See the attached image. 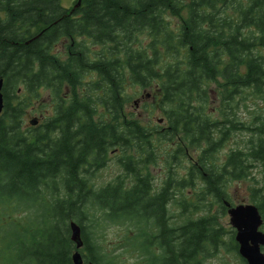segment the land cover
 Wrapping results in <instances>:
<instances>
[{
  "label": "trees",
  "instance_id": "obj_1",
  "mask_svg": "<svg viewBox=\"0 0 264 264\" xmlns=\"http://www.w3.org/2000/svg\"><path fill=\"white\" fill-rule=\"evenodd\" d=\"M98 1L84 7L83 20L53 24L26 46L11 41L41 23L0 24V264H73L70 221L80 227L83 264H112L95 237L110 225L126 236L112 251L123 248L142 264H202L225 245L237 252L234 231L210 206L225 214L231 185L248 180L264 230V175H253L264 172V115L237 114L246 96L264 103V0ZM39 4L22 14L53 16ZM59 37L77 54L51 53ZM91 72L97 80L85 82ZM125 80L156 83L166 127L124 113ZM211 83L220 93L213 109ZM21 84L29 96L17 100ZM40 89L49 90L53 113L23 128L24 106ZM234 134L244 136L240 146L221 159ZM115 149L123 173L97 187L92 176ZM184 160L190 165L179 177ZM158 161L166 178L155 190L148 169Z\"/></svg>",
  "mask_w": 264,
  "mask_h": 264
},
{
  "label": "rangeland",
  "instance_id": "obj_2",
  "mask_svg": "<svg viewBox=\"0 0 264 264\" xmlns=\"http://www.w3.org/2000/svg\"><path fill=\"white\" fill-rule=\"evenodd\" d=\"M165 17L170 21L171 27H177L179 23V19L169 14H165ZM144 38V36H142ZM68 43L66 39H61L59 42L53 45L51 50L52 53L58 55L60 58H67L65 45ZM92 50V54L90 58L94 57L95 52L98 50V46L92 45L90 46ZM96 81L97 76L93 75L91 77H86L84 79L85 82L88 81ZM20 89L17 91L16 98L20 95L24 94L29 96L27 92L23 89L22 85H19ZM156 83L153 82L151 86L142 88L139 85L132 84L129 80H125L123 94L126 97V101L123 104V111L126 115H131L133 118H137L142 125L147 127L149 126H160L166 127V121L164 120V115L159 108L158 102L154 98L156 93ZM210 93H209V101L208 106L210 108L216 107L219 102L220 93L218 92V86L215 83H211L209 85ZM39 95L37 97L28 98L27 104L24 106L21 120L23 128H33L42 122L43 118H48L53 113V103L52 97L48 89H40ZM16 98H13L16 101ZM24 103V102H23ZM239 108L237 109V114L242 120H249L250 112L253 109L261 110L264 115V103L255 98L254 96H246L243 99L239 100ZM163 118V119H162ZM36 120L35 125H31L30 121ZM244 136L240 134H234L232 138H230L221 148L219 154L221 155V159L223 154L227 153L230 149L235 148L236 146H240L241 139ZM170 145H165V148H168ZM188 152L193 154V151L189 150ZM120 155L119 150L114 153H109V159L105 163V165L100 168L93 176L92 179L94 183L98 186L107 184L109 182L114 181L115 177L123 173L121 167L117 164L116 159ZM161 160V159H160ZM184 162V163H183ZM183 163L179 169V177L186 176L187 166H189V160L181 161ZM149 172L152 175V185L153 188L159 189L161 187L162 182L166 178V168L163 166L161 161L157 162V165L149 166ZM255 179H262L264 172L261 170H256L253 173ZM250 184V181H236L234 182L229 190L233 203H249V191L247 186ZM187 193L190 197V200H193L192 191L187 188ZM210 211L212 213L217 212V217L220 225L225 230H233L232 226L229 222V216L227 213L222 214L219 212V208L217 204H212L210 206ZM193 217V216H192ZM122 231V232H121ZM128 233V232H127ZM97 241L99 242L102 251L106 254H111L113 256L111 263L112 264H142L141 261L137 260L135 256L129 252L122 249H117L116 251H112L116 245L122 243L121 246H125L126 236L123 232V228L116 225H110L108 228L104 229L102 232H98L95 235ZM125 239V240H124ZM122 240V241H121ZM223 240L228 242L229 235H224ZM222 246L215 254H212L206 257L203 260L202 264H242L240 261V256L238 252H234L233 250L228 249V246ZM109 252V253H108ZM110 255V256H111ZM245 264V262H244Z\"/></svg>",
  "mask_w": 264,
  "mask_h": 264
},
{
  "label": "flooded vegetation",
  "instance_id": "obj_3",
  "mask_svg": "<svg viewBox=\"0 0 264 264\" xmlns=\"http://www.w3.org/2000/svg\"><path fill=\"white\" fill-rule=\"evenodd\" d=\"M44 1H46L49 6V12H53L52 17H44V14H28L27 16H24L22 13H28L29 8L34 5H38L39 3L44 6ZM98 0H0V24H12L10 26L15 27L17 23L19 22H28V23H41V26L33 27V26H27L28 33L26 30H23V27H21V32L25 33L22 36V39L20 41L12 40L11 44L15 47L16 45H28L32 42V37H34L33 34L37 33V35L44 34V29L49 28L53 24L57 23H65V22H75L80 21L85 18V11L84 7L89 4L92 8L98 3ZM39 4V5H40ZM45 22H50L49 25L44 26ZM38 30V32H36ZM36 35V34H35ZM58 39H62V37H59ZM60 41V40H59ZM57 41V42H59ZM22 42V43H21ZM56 42V43H57ZM55 44V43H54ZM72 45V44H71ZM53 46L49 48L50 52L52 50ZM66 55L67 58L71 55H75L76 50H72L71 48L66 49ZM52 53V52H51ZM97 57V55L94 54V57L92 60ZM67 58H60L61 60L67 59ZM93 75H96L95 72L89 73L87 76L91 77ZM2 79V77H0ZM3 81V79H2ZM23 85V84H21ZM3 94V93H2ZM67 98L68 95H63V100ZM117 152V149L111 151V153ZM118 178V176H116Z\"/></svg>",
  "mask_w": 264,
  "mask_h": 264
},
{
  "label": "water",
  "instance_id": "obj_4",
  "mask_svg": "<svg viewBox=\"0 0 264 264\" xmlns=\"http://www.w3.org/2000/svg\"><path fill=\"white\" fill-rule=\"evenodd\" d=\"M2 79L0 78V112L3 108L2 98ZM30 124H36V120H31ZM229 216V222L234 229V240L238 246V254L243 258L246 264H264V231L261 230L263 219L261 214L252 203H239L231 205L224 201ZM70 240L74 243L76 250L71 259L73 264H82V257L79 248L82 247L81 231L75 221L69 222ZM87 264H94L89 261Z\"/></svg>",
  "mask_w": 264,
  "mask_h": 264
}]
</instances>
